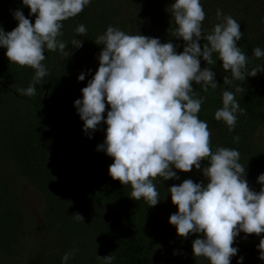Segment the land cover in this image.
<instances>
[{"label":"trees","instance_id":"obj_1","mask_svg":"<svg viewBox=\"0 0 264 264\" xmlns=\"http://www.w3.org/2000/svg\"><path fill=\"white\" fill-rule=\"evenodd\" d=\"M174 2L90 0L79 15L62 22L63 35L58 39L69 43L66 54L45 50L46 58L42 63L48 75L36 85V94L31 97L17 89L29 86L35 70L10 63L5 54L6 48L0 46L1 251L5 249L7 253L14 248L13 252L19 253L17 241L21 236V219L18 200L8 193L2 176V172L16 171L43 196L47 224L62 243V249L44 256L38 264H62L65 252L73 253L67 264H104L102 257L106 255L116 257L113 264L159 263L161 251L155 235L163 230L159 224L160 216L172 213V209L174 213L178 211L171 202L168 189L185 179L206 184L207 178L201 176L198 170L208 161H201V169L193 167L192 173L185 172L178 176L179 179L157 177L154 180L160 194L157 205L149 206L143 199L136 201L129 196L130 185H122L109 175L108 168L113 158L97 150V145L105 139L106 123L102 121L97 126L94 142V135L91 133L89 138L83 131L84 121L74 101L82 99L81 89L87 86L99 67L98 56L104 45H98L94 40L109 25L116 27L126 20L133 33L159 38L161 43L171 41L178 53L183 51V39L171 36L176 25L167 9ZM200 2L206 13L202 30L207 34L220 22L216 15L218 9L224 15H231L240 24L242 38L237 46L248 58L247 68L264 67V57L257 59L253 55V49L257 47L264 51V0ZM17 9L31 22L35 21V14L29 15L30 9L22 4V0H0V23L6 26L7 32L18 25L13 15ZM80 24L86 27V36L76 35L75 29ZM73 38L82 41V47L72 45ZM205 42L201 40V46ZM214 59L216 63L209 66L200 57L201 68L211 67L216 73L218 86L204 92L194 82L195 92L206 97L198 116L208 124L213 151L217 147L239 151L238 162L246 168L245 179L250 188L258 192L262 185L257 182V177L264 174V147L257 138V132L264 127V71L255 77H246L242 82L241 86L246 91L236 93V99L245 112L237 113L236 126L229 131L223 121L214 118V113L222 107V92L235 91V85L241 82L224 84L223 77H230V72L223 70L222 61L215 56ZM81 73L85 74L83 81L78 80ZM107 110L110 106L106 104L105 119ZM237 136L238 143L234 141ZM76 213L83 216V221L74 218ZM173 227L172 231H176ZM199 236L202 234H195L194 237ZM187 238L190 239V236ZM261 238H264V233L259 236L239 233L232 245L238 249L234 255L237 264L240 257H243L242 264H264L257 247ZM3 256L0 254V257ZM188 257L191 258L190 254ZM194 258L197 261L201 257Z\"/></svg>","mask_w":264,"mask_h":264},{"label":"clouds","instance_id":"obj_2","mask_svg":"<svg viewBox=\"0 0 264 264\" xmlns=\"http://www.w3.org/2000/svg\"><path fill=\"white\" fill-rule=\"evenodd\" d=\"M90 0H22L35 14L34 23L19 9L13 15L18 25L5 32L0 27V46L6 48L10 63L35 70L27 88L17 89L29 97L36 94L48 70L42 63L45 50L66 54V43L62 36V22L79 15ZM176 25L171 36L182 38L183 51L169 41L161 43L159 38L142 34H127L109 25L106 31L94 40L104 45L99 53V67L86 87L81 89L82 99H76V107L83 131L91 133L103 121L106 135L97 145L113 158L108 172L112 179L122 185H130V198L143 199L149 206L160 200L154 180L157 177L179 179L173 166L183 172L201 169V161H208L202 168L207 183H196L185 179L168 190L171 202L178 211L169 217L177 234L187 238L189 234H202L192 241L194 257H204L210 264H231L238 249L233 247L240 232L259 236L264 233V174L257 177L262 185L257 192L250 188L245 179L246 168L239 163L240 153L236 149L211 147V132L208 124L198 113L206 97L199 96L193 87L195 82L201 90L216 89V73L211 67L201 68L200 57L209 66L216 63L214 56L222 61V68L230 72L223 83L235 85V91L222 92V107L214 113L217 121H223L229 131L237 123V113H244L236 93L246 91L241 86L246 77H255L264 67L257 65L249 70L248 58L237 46L242 38L240 24L231 16L217 10L216 23L207 34L202 30L206 13L200 0H175L167 9ZM76 35L86 36L87 29L80 24ZM206 41L201 46L200 41ZM71 44L82 47L75 38ZM259 59L264 51L253 49ZM91 71V70H89ZM81 73L78 80L83 81ZM106 104V119L104 113ZM239 142V137H234ZM77 221L83 216L74 214ZM259 258L264 260V238L257 245ZM65 252L62 264L72 257ZM104 264H113V255L102 257ZM243 257L238 264H242Z\"/></svg>","mask_w":264,"mask_h":264},{"label":"rangeland","instance_id":"obj_3","mask_svg":"<svg viewBox=\"0 0 264 264\" xmlns=\"http://www.w3.org/2000/svg\"><path fill=\"white\" fill-rule=\"evenodd\" d=\"M0 27L7 32L4 24L0 23ZM116 27L127 34H135L131 29V25L126 20L122 25L118 24ZM257 138L259 144L264 147V127L257 132ZM174 171L177 173V176L185 173L178 169ZM192 171L188 173H192ZM198 173L204 176L202 169L198 170ZM2 176L8 193L15 200H18L21 236L17 241L19 253H14L13 247L7 253L5 249L0 250V254L4 255L0 257V264H38L44 256L54 254L62 249L60 239L52 233L47 224L43 196L25 177H22L16 171H10L9 173L2 172ZM172 211V213H166L165 215L162 213V217L160 216L159 224L161 229L163 227V230L157 231L155 235L161 251L159 252L158 264H172L173 262H176V264H210V261L204 257L196 261L193 253L191 254L195 233L189 234V239L179 236L177 231H172L174 225H170L169 219H167V217H170L175 212L174 209ZM177 237H180V239ZM189 254L191 258L188 257ZM231 264H237L235 256L231 258Z\"/></svg>","mask_w":264,"mask_h":264},{"label":"water","instance_id":"obj_4","mask_svg":"<svg viewBox=\"0 0 264 264\" xmlns=\"http://www.w3.org/2000/svg\"><path fill=\"white\" fill-rule=\"evenodd\" d=\"M44 96L46 97V93L44 94ZM68 128V127H67ZM94 135V132L92 133ZM96 138H95V135H94V142H95ZM92 149L93 147L90 148V152H89V157L91 155V152H92ZM246 178V177H245Z\"/></svg>","mask_w":264,"mask_h":264}]
</instances>
